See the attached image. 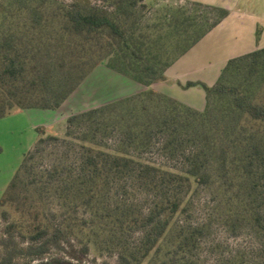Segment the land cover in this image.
Returning <instances> with one entry per match:
<instances>
[{
  "label": "trees",
  "instance_id": "1",
  "mask_svg": "<svg viewBox=\"0 0 264 264\" xmlns=\"http://www.w3.org/2000/svg\"><path fill=\"white\" fill-rule=\"evenodd\" d=\"M145 1L9 0L1 8L0 119L59 109L99 65L146 90L69 116L63 136L36 129L0 199L9 208L0 264H71L45 258L71 237L117 264H141L163 245L166 259L151 264H186L209 224L186 222L201 189L215 220L248 233L264 260V99L248 89L254 73L264 81V49L228 60L212 86L187 82L204 91L205 107L195 110L151 86L167 81L165 71L227 11L192 3L219 14L202 30L177 11L172 27L197 30L168 61L138 32Z\"/></svg>",
  "mask_w": 264,
  "mask_h": 264
},
{
  "label": "rangeland",
  "instance_id": "2",
  "mask_svg": "<svg viewBox=\"0 0 264 264\" xmlns=\"http://www.w3.org/2000/svg\"><path fill=\"white\" fill-rule=\"evenodd\" d=\"M8 2L9 0H0V19L1 8L6 6ZM145 5L146 8L140 11L141 20L138 25V32L145 36L144 40L149 42V46L153 50L152 52L161 55V58L168 61L177 55L178 49L184 48L188 34H192V32L197 30L190 28L187 29V32H180L178 30L184 29V26L177 29L174 26L172 27L169 19L177 11L185 12V16L188 18L195 17L197 24L201 25V30L217 21L219 17L217 12L192 3H178L171 0H146ZM216 59L211 58L210 61L216 62L218 61ZM206 61L201 62L202 65ZM220 65L219 62H216L205 71L220 69L223 67ZM102 67L95 68L92 71L71 95L62 111L71 113L88 110L136 94L139 90H146L145 86L116 72L104 69L106 68L105 65ZM245 72L246 70L243 69L240 75L245 76ZM240 75L237 78H241ZM260 78L259 74L254 73L249 80L248 89L260 99H264V81ZM156 91H163L179 99L187 100V102L195 107L201 106L204 99V91L200 87H194L192 90L181 92L173 86L160 85L156 87ZM52 116L54 117V113L43 110H21L0 119V199L19 168L24 155L34 146L38 137L36 129L40 128L50 135H64L65 122L53 124L51 123ZM108 144H111V141ZM152 157L153 160H156L154 153ZM209 198L207 191L203 189L199 190L194 196L193 205L186 222L192 225H200L206 221L209 224L200 237L199 247L192 250L186 256V264H222L225 262L264 264L260 247L248 233L233 235L215 220L212 216L211 205L208 203ZM6 210L9 211V208L6 206L0 208V236L6 225L2 216L3 211ZM137 239L138 236L133 235L130 238V242L135 243ZM84 243V240L81 241V237H71L63 242L60 247L61 249L51 247L45 258L53 259L60 257L64 258L65 261H70L71 264H117L116 258L109 254L101 253L97 244L90 243L88 252L84 253L82 251ZM167 250V245H163L158 255L146 258L141 264L161 262L167 257ZM2 255L3 249L0 247V258ZM26 262V259L16 258L13 263L25 264ZM37 263L31 262L30 264Z\"/></svg>",
  "mask_w": 264,
  "mask_h": 264
},
{
  "label": "crops",
  "instance_id": "3",
  "mask_svg": "<svg viewBox=\"0 0 264 264\" xmlns=\"http://www.w3.org/2000/svg\"><path fill=\"white\" fill-rule=\"evenodd\" d=\"M171 1L178 3H198L213 8H220L226 10L227 15L194 46H192L186 53L178 57L171 64V66L164 73L167 81L156 83L151 86V88L155 91L156 87L160 85H170L179 89L181 92L194 89V87L184 88L187 82H200L207 86H212L218 80L222 68L225 67L228 60L256 50L264 49V0ZM211 58H217L216 60L218 61L216 62H219L221 64L220 66L223 67H219L220 69L217 68L216 70L210 69L205 71L207 68L212 67L216 63L211 62ZM204 60L207 61L202 65L201 62H204ZM102 66L103 65H99L97 68H103ZM142 91L143 90H139V92ZM157 92L167 95L198 111L203 110L205 107V95L201 106L195 107L187 102V100L179 99L174 95H170L169 93L167 94L163 91ZM68 100L65 101L57 110H43L54 113L51 123L59 124L61 122H65L69 116L86 111L80 110L71 113H67V111L64 110L62 111ZM26 110L38 111L37 109Z\"/></svg>",
  "mask_w": 264,
  "mask_h": 264
}]
</instances>
